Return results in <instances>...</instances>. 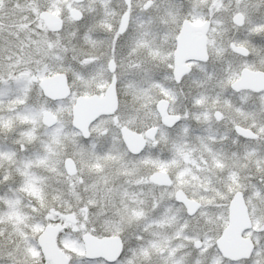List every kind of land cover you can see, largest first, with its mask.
<instances>
[{"label":"snow or ice","instance_id":"obj_1","mask_svg":"<svg viewBox=\"0 0 264 264\" xmlns=\"http://www.w3.org/2000/svg\"><path fill=\"white\" fill-rule=\"evenodd\" d=\"M0 264H264V0H0Z\"/></svg>","mask_w":264,"mask_h":264}]
</instances>
